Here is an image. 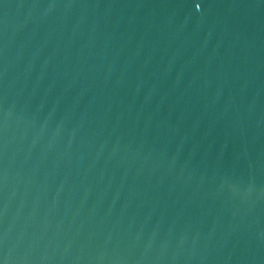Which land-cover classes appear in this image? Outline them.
<instances>
[{"label":"water","instance_id":"obj_1","mask_svg":"<svg viewBox=\"0 0 264 264\" xmlns=\"http://www.w3.org/2000/svg\"><path fill=\"white\" fill-rule=\"evenodd\" d=\"M0 264H264V0H0Z\"/></svg>","mask_w":264,"mask_h":264}]
</instances>
